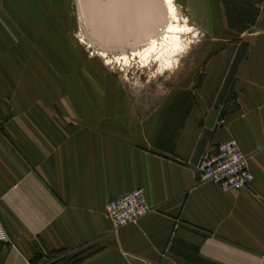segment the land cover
Masks as SVG:
<instances>
[{"label":"crops","instance_id":"obj_1","mask_svg":"<svg viewBox=\"0 0 264 264\" xmlns=\"http://www.w3.org/2000/svg\"><path fill=\"white\" fill-rule=\"evenodd\" d=\"M207 1L203 75L182 83L178 112L137 114L79 100L55 112L38 89L53 81L62 4L0 0V264H264V0ZM227 139L247 156L249 189L198 181ZM139 188L153 210L114 228L106 202Z\"/></svg>","mask_w":264,"mask_h":264},{"label":"rangeland","instance_id":"obj_2","mask_svg":"<svg viewBox=\"0 0 264 264\" xmlns=\"http://www.w3.org/2000/svg\"><path fill=\"white\" fill-rule=\"evenodd\" d=\"M171 1L178 24L187 25L193 35L184 38L187 47L178 53L174 64L162 70L155 53L146 57L144 63L127 48L121 55L119 48L109 50L102 42L95 41L86 28L79 1L60 0L65 31L64 35L48 38L49 46L53 40L55 48L54 68L49 70L53 81L49 86L39 84V94L44 93L42 87L54 94L55 112H79L78 100L82 104L81 112H178V98L185 87L182 83L203 75L201 71L211 55L208 47L213 37L207 0ZM43 76H47V70L39 69V77ZM2 107L7 108L4 103ZM51 259L52 264L68 263L56 254L48 257Z\"/></svg>","mask_w":264,"mask_h":264},{"label":"built area","instance_id":"obj_3","mask_svg":"<svg viewBox=\"0 0 264 264\" xmlns=\"http://www.w3.org/2000/svg\"><path fill=\"white\" fill-rule=\"evenodd\" d=\"M198 181L211 182L224 191L249 189L252 173L247 156L233 139L219 143L216 153H206L196 167ZM144 190L139 188L109 199L104 206V214L114 228L131 224L152 211ZM7 241L0 223V245Z\"/></svg>","mask_w":264,"mask_h":264},{"label":"water","instance_id":"obj_4","mask_svg":"<svg viewBox=\"0 0 264 264\" xmlns=\"http://www.w3.org/2000/svg\"><path fill=\"white\" fill-rule=\"evenodd\" d=\"M78 1L88 32L90 30L105 47L121 46L162 12L160 0Z\"/></svg>","mask_w":264,"mask_h":264},{"label":"bare ground","instance_id":"obj_5","mask_svg":"<svg viewBox=\"0 0 264 264\" xmlns=\"http://www.w3.org/2000/svg\"><path fill=\"white\" fill-rule=\"evenodd\" d=\"M160 4L162 6L160 16L150 21L141 31L135 33L133 37L127 39L121 46H110L108 49L119 48L121 53H123L121 55H124V50L127 48L131 55H139L142 62H144L146 57L155 53L154 58L159 62L162 70H167L171 67L177 60L178 53L187 47V42L183 41L185 40L184 38L188 37V34L193 35V33H189L187 25L180 26L178 24V16L172 7L171 0H160ZM84 22L87 24L85 16ZM90 34L93 36L91 31ZM99 34L101 33L99 32ZM104 34L107 36L105 32ZM95 39L100 42L98 38Z\"/></svg>","mask_w":264,"mask_h":264}]
</instances>
